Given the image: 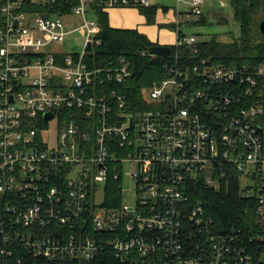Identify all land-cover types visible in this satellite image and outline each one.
Here are the masks:
<instances>
[{"label": "built area", "instance_id": "obj_1", "mask_svg": "<svg viewBox=\"0 0 264 264\" xmlns=\"http://www.w3.org/2000/svg\"><path fill=\"white\" fill-rule=\"evenodd\" d=\"M96 2L42 15L25 0H1L0 264H264V66L216 65L199 56L195 35L177 33L194 63L167 65L168 77L144 89L149 108L134 113L111 87L131 76L126 59L88 62L100 43ZM203 5L192 0L187 18L202 16ZM68 16L82 24L68 28ZM78 30L82 53L61 49ZM124 175L136 181V203L105 207L108 182L121 194ZM235 179L256 202L243 241L217 232L188 194L191 182L219 190Z\"/></svg>", "mask_w": 264, "mask_h": 264}, {"label": "trees", "instance_id": "obj_2", "mask_svg": "<svg viewBox=\"0 0 264 264\" xmlns=\"http://www.w3.org/2000/svg\"><path fill=\"white\" fill-rule=\"evenodd\" d=\"M25 3V10L28 12L42 15H64L70 13L79 0H60L57 3H52L50 0H25ZM230 3L234 18L240 27V37L227 43L220 42L216 37L210 41H198L196 47L199 49V56L207 58L216 65L264 66V35L259 28V24L264 19V0H230ZM138 9L146 17L148 24L156 23L159 7H139ZM93 11V17L97 19L101 28L97 35L100 43L88 48V62L95 67L119 58L126 59L130 65L131 76L124 84L113 83L111 87L127 96L128 110L135 113L149 108L144 99V89L168 77L167 65L175 64L179 60L178 64L194 63L195 60L187 46L171 45L170 56L166 58L150 55L149 50L157 44L151 42L148 36L137 30L112 27L109 15L99 5V0L93 5ZM259 12L262 18L257 22L256 17ZM176 14L182 17L186 13L176 12ZM194 23L205 25L207 19L202 16ZM162 26L164 25H161V28ZM167 27L179 33V37L185 34L180 29V24L172 23ZM190 188L188 194L191 202L195 205H203L207 217L214 224V229L220 234L233 233L238 236L237 241H243L249 232L254 230L256 202L254 198L242 195L237 179L230 182V187L224 182L219 190H214L201 181L191 182ZM120 200L119 182L110 180L106 186L104 206L107 208L119 206ZM30 261L32 264H86L77 260L55 262L37 259Z\"/></svg>", "mask_w": 264, "mask_h": 264}, {"label": "rangeland", "instance_id": "obj_3", "mask_svg": "<svg viewBox=\"0 0 264 264\" xmlns=\"http://www.w3.org/2000/svg\"><path fill=\"white\" fill-rule=\"evenodd\" d=\"M154 1L160 6L168 8L169 11L186 13L184 14L183 19L185 23L181 25V29L187 35H195L199 42L210 41L213 37H216L220 42L227 43L240 37V27L234 18L230 0H204L202 9L203 15L207 19V24L205 25H198L194 23L202 16H189L190 18H187L189 15L188 13L191 12L192 0ZM163 18L169 19L167 14H164ZM261 18L262 14L259 12L256 17V21L258 22ZM64 19L70 29L77 26L79 27L82 24V19L78 16H68ZM84 37V32L78 30L70 35L66 43L60 46V48H66L69 52L82 53L85 43ZM262 94L264 95V92H262ZM123 170L129 171L130 167L125 165ZM248 182L250 186L254 185L253 179H249ZM137 197L138 192L136 181L131 177L124 175L122 180L121 204L132 209L136 203Z\"/></svg>", "mask_w": 264, "mask_h": 264}, {"label": "crops", "instance_id": "obj_4", "mask_svg": "<svg viewBox=\"0 0 264 264\" xmlns=\"http://www.w3.org/2000/svg\"><path fill=\"white\" fill-rule=\"evenodd\" d=\"M154 6L159 7V10L157 21L152 25L147 23L146 17L140 13L139 9L115 8L105 10V12L108 13L110 24L114 28L137 30L141 34L148 36L151 42L156 43L157 45H175L177 32L168 28L167 25L176 23L177 18H180L183 21L184 16L178 17L176 12L169 11L168 8L160 6L155 1ZM164 14H167L169 19H164ZM184 23L185 22L182 24ZM161 25H164L165 27L162 26L161 28Z\"/></svg>", "mask_w": 264, "mask_h": 264}, {"label": "water", "instance_id": "obj_5", "mask_svg": "<svg viewBox=\"0 0 264 264\" xmlns=\"http://www.w3.org/2000/svg\"><path fill=\"white\" fill-rule=\"evenodd\" d=\"M259 28H260L261 33L264 35V19L260 23ZM149 51L154 56L166 58V57H169V55L171 53V48L169 45H155V46L151 47V49ZM48 117L52 118L51 115L50 116L48 115Z\"/></svg>", "mask_w": 264, "mask_h": 264}]
</instances>
